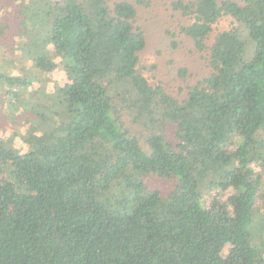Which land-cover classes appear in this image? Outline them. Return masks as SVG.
Wrapping results in <instances>:
<instances>
[{
	"label": "trees",
	"instance_id": "1",
	"mask_svg": "<svg viewBox=\"0 0 264 264\" xmlns=\"http://www.w3.org/2000/svg\"><path fill=\"white\" fill-rule=\"evenodd\" d=\"M38 2L20 56L65 80L52 100L0 66V132L4 109L51 114L25 152L0 135V264H264V0L173 2L208 70L178 95L141 65L150 1Z\"/></svg>",
	"mask_w": 264,
	"mask_h": 264
},
{
	"label": "rangeland",
	"instance_id": "2",
	"mask_svg": "<svg viewBox=\"0 0 264 264\" xmlns=\"http://www.w3.org/2000/svg\"><path fill=\"white\" fill-rule=\"evenodd\" d=\"M148 1H150L149 5H138V26L144 29L148 39V46L141 55V65L153 84H162L169 92L178 95L179 90L185 85L203 80L208 70L202 55L193 49L190 39L180 34V27L187 22V19L173 9V2L178 0ZM38 4V0H0V31L6 28V34L0 35V66L4 74L18 75L30 80L32 85L28 92L33 93L34 90H39L40 94L53 100L55 99L54 88L65 80L64 71L60 67L51 75H39L36 70L32 69L33 64L29 62L30 60L24 62L22 60L26 57L20 56L24 47L23 39H21V26L29 28L26 32L35 31L43 37V31L41 32L39 26L35 27L32 22L25 26L26 23L18 19V15L22 13L37 15L40 10ZM230 26H232V21L224 19L217 26L216 31L228 29ZM44 48L46 51L50 49L49 53L57 55L49 45H45ZM15 55H18L17 58L14 57ZM63 60L62 56H57L56 62H60L63 67ZM183 69L188 71L185 76L181 74ZM28 92L23 94V98L20 99L21 104H17L18 107L24 108L29 102L35 103L36 99H30L33 94ZM37 103L40 107L32 118L28 117L23 109L17 108L16 111H12V108H9V112L2 110L5 118L2 121L3 127L0 135L7 147H15L18 152L27 151L25 136L29 133L30 127L35 124H46L45 122L39 123L37 118L43 114L49 118L51 114L44 109L42 101ZM126 126L131 127L132 133H136L142 142L148 135L141 126H135L131 121L126 120ZM258 207L261 211L263 210L261 204H258Z\"/></svg>",
	"mask_w": 264,
	"mask_h": 264
}]
</instances>
